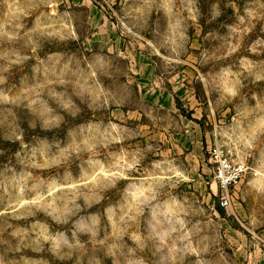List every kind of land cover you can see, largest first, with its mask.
Wrapping results in <instances>:
<instances>
[{
  "label": "rangeland",
  "instance_id": "1",
  "mask_svg": "<svg viewBox=\"0 0 264 264\" xmlns=\"http://www.w3.org/2000/svg\"><path fill=\"white\" fill-rule=\"evenodd\" d=\"M0 264H264V0H0Z\"/></svg>",
  "mask_w": 264,
  "mask_h": 264
},
{
  "label": "built area",
  "instance_id": "2",
  "mask_svg": "<svg viewBox=\"0 0 264 264\" xmlns=\"http://www.w3.org/2000/svg\"><path fill=\"white\" fill-rule=\"evenodd\" d=\"M251 158L252 155L250 154ZM210 163L218 185L221 188L220 205L230 208L233 204L231 191L245 177L248 167L236 158V155L221 145H216L210 151Z\"/></svg>",
  "mask_w": 264,
  "mask_h": 264
}]
</instances>
